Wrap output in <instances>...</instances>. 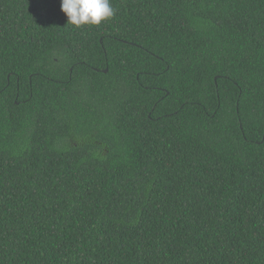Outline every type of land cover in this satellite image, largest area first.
Wrapping results in <instances>:
<instances>
[{"label": "trees", "instance_id": "trees-1", "mask_svg": "<svg viewBox=\"0 0 264 264\" xmlns=\"http://www.w3.org/2000/svg\"><path fill=\"white\" fill-rule=\"evenodd\" d=\"M110 3L0 0V264H264V0Z\"/></svg>", "mask_w": 264, "mask_h": 264}, {"label": "clouds", "instance_id": "clouds-1", "mask_svg": "<svg viewBox=\"0 0 264 264\" xmlns=\"http://www.w3.org/2000/svg\"><path fill=\"white\" fill-rule=\"evenodd\" d=\"M61 11L67 17V25L76 28L98 26L115 15L110 0H61Z\"/></svg>", "mask_w": 264, "mask_h": 264}, {"label": "water", "instance_id": "water-1", "mask_svg": "<svg viewBox=\"0 0 264 264\" xmlns=\"http://www.w3.org/2000/svg\"><path fill=\"white\" fill-rule=\"evenodd\" d=\"M107 72V71H106Z\"/></svg>", "mask_w": 264, "mask_h": 264}]
</instances>
